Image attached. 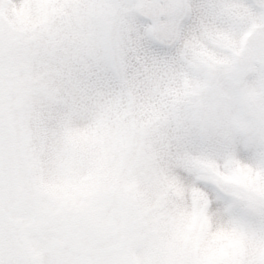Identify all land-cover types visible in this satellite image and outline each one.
<instances>
[{"label": "snow or ice", "instance_id": "1", "mask_svg": "<svg viewBox=\"0 0 264 264\" xmlns=\"http://www.w3.org/2000/svg\"><path fill=\"white\" fill-rule=\"evenodd\" d=\"M0 264H264V0H0Z\"/></svg>", "mask_w": 264, "mask_h": 264}]
</instances>
